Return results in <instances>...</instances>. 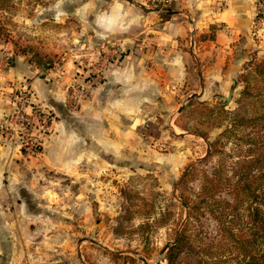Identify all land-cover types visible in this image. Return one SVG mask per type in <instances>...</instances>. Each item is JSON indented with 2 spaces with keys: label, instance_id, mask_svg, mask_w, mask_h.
Wrapping results in <instances>:
<instances>
[{
  "label": "rangeland",
  "instance_id": "374dc122",
  "mask_svg": "<svg viewBox=\"0 0 264 264\" xmlns=\"http://www.w3.org/2000/svg\"><path fill=\"white\" fill-rule=\"evenodd\" d=\"M176 1L0 0V81H8L0 84V149L20 155L32 177L28 213L18 216L16 228L10 218L7 228L0 226V264H252L264 252L263 232L250 218L255 206L264 212V186L246 203L237 191L238 164L255 153L242 138L249 128L221 137L236 112L242 114L241 75L264 61L258 0L250 31L256 46L231 86L201 100L193 95L198 81L166 87L164 95H152L144 84L142 121L119 124L123 105L108 77L130 57L146 71L155 66ZM212 13L199 17L211 22ZM200 40L193 30L177 44L197 55ZM34 81L63 93L60 109L39 102ZM63 111L75 120L66 121ZM110 112L104 145L101 127L78 121ZM65 122L68 136L61 131ZM57 142L72 152L68 172L43 166Z\"/></svg>",
  "mask_w": 264,
  "mask_h": 264
},
{
  "label": "crops",
  "instance_id": "0c3cea01",
  "mask_svg": "<svg viewBox=\"0 0 264 264\" xmlns=\"http://www.w3.org/2000/svg\"><path fill=\"white\" fill-rule=\"evenodd\" d=\"M182 10L196 15L195 21L192 23L191 19H185ZM204 11L206 14L213 12L210 14L211 22L199 17ZM168 16L163 25L165 31L159 38L161 44L165 45L157 52L159 54L155 57V66L146 71L138 61L130 57L123 67L113 71L108 77V81L116 82L117 101L120 102L119 105H123L117 113L122 114L118 115L120 125H123L121 119L142 121L144 84L151 88L152 95H164L166 87H180L182 84L184 86L188 81L199 82L200 90L193 92V95H197L201 100L222 94L223 87L231 86L237 80L248 61V54L256 46L250 36L257 16L256 0H178L175 3V11ZM203 22L206 23V28L199 25ZM193 30L196 36L201 38L197 42V55L195 52L180 49L177 44L179 38L188 36ZM5 83L8 81H0L1 85ZM34 86L39 102L49 101L48 103L60 109L63 93H50L45 81H34ZM212 86L218 87V90L212 91ZM128 105L131 106L127 108ZM111 112L108 115H100L102 120L92 118L91 113H87L85 116L81 115L82 118L78 122L86 120L95 126L96 131L102 129L100 135L105 145L110 137L107 118L111 116ZM62 114L66 121L75 120L74 116L65 111ZM68 127L65 122V131L61 130L65 136L69 134ZM87 128L93 133L96 132L91 124ZM4 148L0 149V226L7 228L6 221L10 218L13 220V228H16L20 222L18 216L28 213L29 202L26 197L31 190L32 177L23 168L21 156L11 149ZM71 155L72 152L61 149L57 142L47 151L46 157L44 156L43 166L49 171L68 172L74 167ZM43 174L45 172L39 173Z\"/></svg>",
  "mask_w": 264,
  "mask_h": 264
},
{
  "label": "trees",
  "instance_id": "16d2710c",
  "mask_svg": "<svg viewBox=\"0 0 264 264\" xmlns=\"http://www.w3.org/2000/svg\"><path fill=\"white\" fill-rule=\"evenodd\" d=\"M241 80L244 84V90L238 103L242 114L239 111L236 112V116L230 121L231 127H227L221 137L225 135L232 136L241 128H249V131L244 133L242 138H246L247 141L253 143L252 150L255 153L251 159L244 158L239 162L238 166L243 171H241L240 182L237 184V191L242 193V200L246 203L248 200L256 201L258 188L264 186V61L253 62L247 73L241 75ZM247 111L251 113L245 114L244 112ZM220 113L230 114L224 107L220 108ZM221 137L217 138L211 146L212 148L218 146ZM255 170H259L258 173H254ZM260 181L262 185L258 184ZM250 214L254 228L259 233L263 232L260 237L264 240V212L258 206H255ZM254 239H256V236ZM252 258L254 260L252 264H264V252L260 253L259 259L255 256H252ZM167 260L172 262L173 253L167 256Z\"/></svg>",
  "mask_w": 264,
  "mask_h": 264
},
{
  "label": "built area",
  "instance_id": "2783aa9c",
  "mask_svg": "<svg viewBox=\"0 0 264 264\" xmlns=\"http://www.w3.org/2000/svg\"><path fill=\"white\" fill-rule=\"evenodd\" d=\"M258 2H259V11L262 14V19L264 20V0H258ZM165 3H167V1H164V4ZM20 146H22L21 148L27 149V147L29 146V142L27 141L26 143H21ZM39 149H40V144L34 145V147L32 148V152L37 153L39 152Z\"/></svg>",
  "mask_w": 264,
  "mask_h": 264
},
{
  "label": "water",
  "instance_id": "95a60500",
  "mask_svg": "<svg viewBox=\"0 0 264 264\" xmlns=\"http://www.w3.org/2000/svg\"><path fill=\"white\" fill-rule=\"evenodd\" d=\"M128 1L132 2V0H128ZM167 248H168V247H166V248L163 250V252H164Z\"/></svg>",
  "mask_w": 264,
  "mask_h": 264
}]
</instances>
